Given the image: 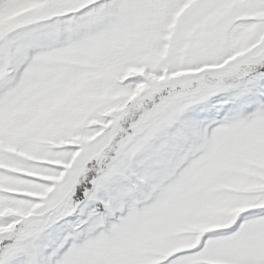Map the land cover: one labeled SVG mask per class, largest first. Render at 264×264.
<instances>
[{
	"label": "snow or ice",
	"instance_id": "obj_1",
	"mask_svg": "<svg viewBox=\"0 0 264 264\" xmlns=\"http://www.w3.org/2000/svg\"><path fill=\"white\" fill-rule=\"evenodd\" d=\"M0 264H264V0H0Z\"/></svg>",
	"mask_w": 264,
	"mask_h": 264
}]
</instances>
